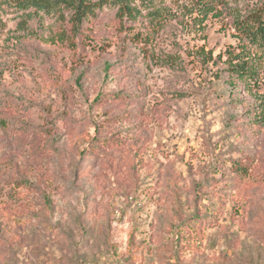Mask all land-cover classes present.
Listing matches in <instances>:
<instances>
[{
	"label": "rangeland",
	"instance_id": "374dc122",
	"mask_svg": "<svg viewBox=\"0 0 264 264\" xmlns=\"http://www.w3.org/2000/svg\"><path fill=\"white\" fill-rule=\"evenodd\" d=\"M91 1L0 0V264H264V0Z\"/></svg>",
	"mask_w": 264,
	"mask_h": 264
},
{
	"label": "trees",
	"instance_id": "16d2710c",
	"mask_svg": "<svg viewBox=\"0 0 264 264\" xmlns=\"http://www.w3.org/2000/svg\"><path fill=\"white\" fill-rule=\"evenodd\" d=\"M18 5H32L40 9L50 11L57 10L62 7L73 10L72 20L75 28L79 29L80 23L87 14L92 13L97 3L91 0H13ZM149 1V0H147ZM200 13H204L213 6L227 7L231 3H237L240 0H191ZM125 10L130 12L129 6H125ZM233 25L239 39L245 43L243 49L251 46L255 49L253 56L249 58L246 52L238 54H230L227 62L226 70L229 76L243 81L247 86L259 84L258 60L255 58H264V4L255 5L248 9L245 13L234 12ZM244 51V50H243ZM169 59V58H168ZM171 63L176 58L169 59ZM216 77L220 76L216 72ZM241 166H237L240 169ZM240 171V170H239Z\"/></svg>",
	"mask_w": 264,
	"mask_h": 264
}]
</instances>
